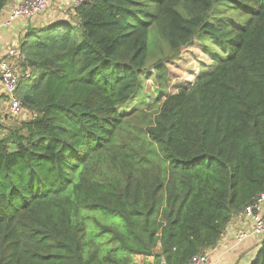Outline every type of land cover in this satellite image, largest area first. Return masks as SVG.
Returning a JSON list of instances; mask_svg holds the SVG:
<instances>
[{"label":"trees","instance_id":"obj_1","mask_svg":"<svg viewBox=\"0 0 264 264\" xmlns=\"http://www.w3.org/2000/svg\"><path fill=\"white\" fill-rule=\"evenodd\" d=\"M73 10L20 47L31 118L0 125V264H189L264 194V0ZM211 46L229 56L196 82L119 111L143 75L167 92L189 48L208 70Z\"/></svg>","mask_w":264,"mask_h":264},{"label":"crops","instance_id":"obj_2","mask_svg":"<svg viewBox=\"0 0 264 264\" xmlns=\"http://www.w3.org/2000/svg\"><path fill=\"white\" fill-rule=\"evenodd\" d=\"M18 1L11 0L0 14V59L4 55L6 48L14 44L21 46L29 27H44L57 20L69 19L70 14H74L71 0H51L49 10L38 16L30 24L26 25L17 22L10 28L3 27V23ZM9 118H14V116L10 113L8 98L0 82V125L9 126L11 124ZM17 121L22 120L18 119ZM240 232L251 233V224L244 219L242 213L232 219L218 245L207 252L212 262L215 264H252L256 260L264 238L251 234L243 242L239 243L236 236ZM136 260L141 263L143 258L137 257ZM153 261V257L147 259L149 263Z\"/></svg>","mask_w":264,"mask_h":264},{"label":"built area","instance_id":"obj_3","mask_svg":"<svg viewBox=\"0 0 264 264\" xmlns=\"http://www.w3.org/2000/svg\"><path fill=\"white\" fill-rule=\"evenodd\" d=\"M73 7L79 6L84 0H71ZM51 6V0H19L12 8L3 27L10 28L15 23L30 24L38 16L46 13ZM25 56L20 45L14 44L5 49L0 59V82L8 98L10 113L13 116L30 114L18 97L21 79V65ZM23 116V117H24ZM244 219L251 224L250 232H240L236 239L243 242L249 235L254 234L264 238V194L255 203L247 206L243 212ZM189 264H215L208 253H200L191 258Z\"/></svg>","mask_w":264,"mask_h":264},{"label":"rangeland","instance_id":"obj_4","mask_svg":"<svg viewBox=\"0 0 264 264\" xmlns=\"http://www.w3.org/2000/svg\"><path fill=\"white\" fill-rule=\"evenodd\" d=\"M153 36L156 38L155 32H153ZM211 53L213 55V60L211 58V60L206 64V66H209L208 70H204L202 68L203 64L201 61H203L204 58L199 48H189L185 50L180 59L168 64L170 74L168 78L169 89L167 92L161 90L159 84L155 82L154 75L149 77L143 75V89L141 95L135 100L129 102V104L120 108L119 111L122 113H130L132 111L147 109L148 106L155 104L159 100H164L167 96L176 93L179 87L188 86L191 83L196 82L204 72L207 73L214 69V66L219 62V60L229 56L228 52L213 48L212 46ZM23 116L24 115L9 118L11 124L6 126V128H9L15 122H18V119L29 120L31 118L30 114H27L24 117ZM3 133L4 132L0 130V137Z\"/></svg>","mask_w":264,"mask_h":264}]
</instances>
